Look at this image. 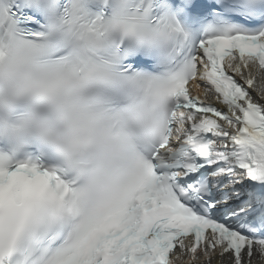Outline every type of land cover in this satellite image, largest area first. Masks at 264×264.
I'll list each match as a JSON object with an SVG mask.
<instances>
[{"label":"snow or ice","instance_id":"6c2138e0","mask_svg":"<svg viewBox=\"0 0 264 264\" xmlns=\"http://www.w3.org/2000/svg\"><path fill=\"white\" fill-rule=\"evenodd\" d=\"M0 264H264V0H0Z\"/></svg>","mask_w":264,"mask_h":264}]
</instances>
